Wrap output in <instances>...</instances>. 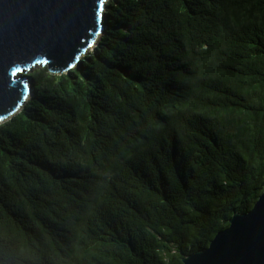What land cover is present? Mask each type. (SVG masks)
Instances as JSON below:
<instances>
[{"label":"trees","instance_id":"1","mask_svg":"<svg viewBox=\"0 0 264 264\" xmlns=\"http://www.w3.org/2000/svg\"><path fill=\"white\" fill-rule=\"evenodd\" d=\"M0 122V264H181L264 189V0H106L67 73Z\"/></svg>","mask_w":264,"mask_h":264},{"label":"water","instance_id":"2","mask_svg":"<svg viewBox=\"0 0 264 264\" xmlns=\"http://www.w3.org/2000/svg\"><path fill=\"white\" fill-rule=\"evenodd\" d=\"M106 0H0V122L31 96L28 72L67 73L104 29ZM181 264H264V189Z\"/></svg>","mask_w":264,"mask_h":264},{"label":"rangeland","instance_id":"3","mask_svg":"<svg viewBox=\"0 0 264 264\" xmlns=\"http://www.w3.org/2000/svg\"><path fill=\"white\" fill-rule=\"evenodd\" d=\"M105 3H106V2H105ZM91 48H92V47H89L87 51L91 50ZM87 51H86V52H87ZM86 52H85V53H86ZM38 66H39V65H38ZM35 67H36V66H35Z\"/></svg>","mask_w":264,"mask_h":264}]
</instances>
